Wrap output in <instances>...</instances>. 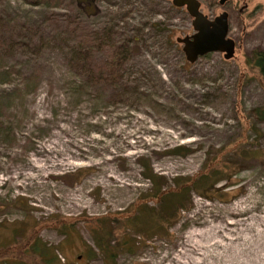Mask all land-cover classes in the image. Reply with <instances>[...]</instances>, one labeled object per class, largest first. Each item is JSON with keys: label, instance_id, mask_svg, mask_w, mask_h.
<instances>
[{"label": "rangeland", "instance_id": "374dc122", "mask_svg": "<svg viewBox=\"0 0 264 264\" xmlns=\"http://www.w3.org/2000/svg\"><path fill=\"white\" fill-rule=\"evenodd\" d=\"M200 2L210 18L228 13L232 58L188 62L176 38L192 19L172 0H0V70L16 71L0 77V264H42L40 247L58 264H264V121L251 114L264 87L246 64L264 48V0ZM89 31L116 43L113 76L81 41ZM236 142L259 156L226 152L238 169L220 191L191 190L169 224L157 221L162 195L142 163L168 190ZM142 203L156 216L140 217ZM103 225L108 255L94 239Z\"/></svg>", "mask_w": 264, "mask_h": 264}, {"label": "trees", "instance_id": "16d2710c", "mask_svg": "<svg viewBox=\"0 0 264 264\" xmlns=\"http://www.w3.org/2000/svg\"><path fill=\"white\" fill-rule=\"evenodd\" d=\"M44 1H46V3L44 4H47L49 6L54 5L55 3V0ZM105 34L106 33L89 31L87 33L84 32L79 34V37L81 38V41L86 44L85 46L88 47L89 53H91L92 48L95 46L102 50V52L104 53V60L101 64L97 65V69H100L101 71H109L110 75L113 76V73L116 72V67L118 65V52L116 49V43L112 42L110 39H107ZM83 56H85V53ZM246 64L249 65L251 69L255 70L252 71V78L256 79L260 83V85L264 87V48L254 49L251 55L246 58ZM15 72L16 71L13 69H3L0 70V77L2 79H10L12 74H16ZM39 77V72L25 75L23 76L22 83L23 85H29L32 82L36 84L39 80ZM100 77L101 76H98V78L96 79L100 80ZM248 77L250 76H240L241 79L243 78V81L248 79ZM2 109L3 106L0 107V111ZM251 114L253 115V117H255L256 121H264V107H256L252 109ZM244 125V131L249 128L253 129V125L251 123L247 124V122H244ZM182 149H184V147L178 146L174 149V151H181ZM230 150L238 152V155H236V157L246 156L249 158H254L258 157L260 154L259 150L245 148V146H243L241 142H236L232 146H222L210 153V155L205 159L202 168L196 174L192 176H179L175 181V186L173 188H169L168 190H164L162 186L159 185V182L164 178V176L160 173L154 172L152 168H147V166L142 163L145 170L150 173L149 175L152 178L151 181L154 184L152 197L160 198V196L162 195V205L160 211L156 212V216L154 215L155 213L152 211V209L148 208L145 203H142V207H139L137 209L140 217L146 215L156 216L157 221L163 220L166 224H169V222H171L175 218V215L178 213L179 209L186 203V200L189 196L188 194L191 190H195L201 194L220 191V189H216L214 185L227 178L233 173L234 170L238 169V162H236L235 160H229L226 157V152L229 153L231 152ZM164 214H166V216ZM134 219L128 218L126 220V223L128 222L133 224L134 222H136V220ZM96 220L99 221L101 219L97 218ZM106 220L108 221L110 219H108L107 217ZM108 222L110 223V221ZM108 229L109 227L103 225L102 227H100V232H98V234L94 237L97 246L106 255L110 254V251L113 248V246H110V244L108 243L109 240L105 235L107 232L109 233ZM150 229L153 230L154 228ZM157 229H162L164 232L167 231L166 225H160V223H158ZM35 249L37 248H34V250ZM37 250L39 255L41 256V260L43 261L42 264H58L55 254L53 257V262L51 258H47L43 254L44 247H40ZM6 263L11 264L10 261Z\"/></svg>", "mask_w": 264, "mask_h": 264}, {"label": "water", "instance_id": "95a60500", "mask_svg": "<svg viewBox=\"0 0 264 264\" xmlns=\"http://www.w3.org/2000/svg\"><path fill=\"white\" fill-rule=\"evenodd\" d=\"M227 1L229 0H218V3L224 5ZM172 4L185 7L192 19L193 33L176 38L182 44V51L188 62L193 63L210 52H221L225 59L234 56L235 41L228 36L229 19L225 10L210 18L201 11L200 0H172Z\"/></svg>", "mask_w": 264, "mask_h": 264}, {"label": "bare ground", "instance_id": "6f19581e", "mask_svg": "<svg viewBox=\"0 0 264 264\" xmlns=\"http://www.w3.org/2000/svg\"><path fill=\"white\" fill-rule=\"evenodd\" d=\"M56 144V143H55ZM54 148V147H53ZM59 148V147H58ZM51 150V149H50ZM56 151V150H55ZM48 152H49V150H48ZM41 153V152H40ZM63 153V152H62ZM61 155H63V154H61ZM60 156V155H59ZM37 160V159H36ZM66 160V159H65ZM41 161V160H40ZM54 162V161H53ZM52 162V163H53ZM61 162V161H60ZM64 162V161H63ZM49 163V162H48ZM56 163V162H55ZM61 164V163H60ZM65 164V163H64ZM39 165V164H38ZM47 165V164H46ZM43 166V165H42ZM34 167V166H33ZM38 167V166H37ZM41 168V167H40ZM56 168V167H55ZM39 169V168H38ZM40 170V169H39ZM51 170V169H50ZM56 170V169H55ZM41 172V171H40ZM31 174V173H30ZM45 174V173H44ZM26 175V174H25ZM34 175V174H33ZM46 175V174H45ZM31 176H32V174H31ZM41 176V175H40ZM39 176V177H40ZM114 177V176H113ZM32 178V177H31ZM115 178V177H114ZM117 178V177H116ZM37 180V179H36ZM122 183V182H121ZM126 184V183H125ZM124 185V184H123ZM106 187V186H105ZM123 189V188H122ZM121 189V190H122ZM125 189H126V187H125ZM122 192V191H121ZM81 194V193H80ZM121 194V193H120ZM72 196V195H71ZM80 200H82V198L80 199ZM82 203V202H81ZM212 230H213V227H212ZM212 230H211V232H212ZM210 233V232H209ZM210 235H211V233H210ZM214 235V234H213ZM208 236V235H207ZM222 236V235H221ZM224 236V235H223ZM209 237V236H208ZM216 237V236H215ZM210 238H211V236H210ZM226 240V239H225ZM190 242V241H189ZM194 242V241H193ZM200 243V242H199ZM218 244V243H217ZM196 245V244H195ZM195 245H189V249L188 250H190L191 252L195 249V248H197V247H195ZM222 245V244H221ZM226 246H227V244H226ZM253 246V245H252ZM186 247V246H185ZM247 247V246H246ZM198 248H200V247H198ZM209 248V247H208ZM213 248V247H212ZM234 249H235V247H233ZM243 248H244V246H243ZM252 248V247H251ZM246 249V248H245ZM199 250H201V249H199ZM198 250V251H199ZM229 250V249H228ZM238 250V249H237ZM197 251V250H196ZM202 251V250H201ZM213 251V250H212ZM225 251V250H224ZM241 251V250H240ZM183 252V251H182ZM185 252V251H184ZM203 252V251H202ZM208 252V251H207ZM227 251H225V253H226ZM233 252V251H232ZM250 253H251V255H254L255 254V252L253 251V250H251L250 249V251H249ZM212 254H213V252H211ZM230 253V252H229ZM184 254V253H183ZM216 253H214V255H215ZM231 254V253H230ZM180 255V254H179ZM190 255V254H189ZM204 255V254H203ZM206 255V254H205ZM209 255V254H208ZM222 255V254H221ZM245 256V255H244ZM179 257V256H178ZM191 257H193L192 255H191ZM236 257H239L238 255L236 256ZM246 257V256H245ZM249 257V256H248ZM196 258V257H195ZM203 258V257H202ZM201 258V259H202ZM235 258V257H234ZM184 258H182V260H183ZM212 259V258H211ZM231 259V258H230ZM233 259V258H232ZM231 259V260H232ZM243 259V258H242ZM180 258H175V261L176 262H178V263H180V264H198L199 263V261L198 260H196V259H189L188 258V260L187 261H182ZM200 260V259H199ZM237 260V259H236ZM245 260V259H244ZM248 259H246V261H247ZM230 261V260H229ZM232 262V261H231ZM204 263V262H203ZM236 263V262H235ZM239 264H244L243 263V261H239ZM246 264V263H245Z\"/></svg>", "mask_w": 264, "mask_h": 264}]
</instances>
